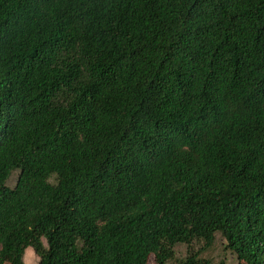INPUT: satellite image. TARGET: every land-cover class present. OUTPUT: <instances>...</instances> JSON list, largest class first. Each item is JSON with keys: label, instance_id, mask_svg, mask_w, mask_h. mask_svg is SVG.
I'll return each mask as SVG.
<instances>
[{"label": "trees", "instance_id": "trees-1", "mask_svg": "<svg viewBox=\"0 0 264 264\" xmlns=\"http://www.w3.org/2000/svg\"><path fill=\"white\" fill-rule=\"evenodd\" d=\"M180 243L264 264V0H0V264Z\"/></svg>", "mask_w": 264, "mask_h": 264}, {"label": "rangeland", "instance_id": "rangeland-1", "mask_svg": "<svg viewBox=\"0 0 264 264\" xmlns=\"http://www.w3.org/2000/svg\"><path fill=\"white\" fill-rule=\"evenodd\" d=\"M18 170L14 171L7 184L10 187H13L17 181ZM226 242L224 238L218 233L216 234V238L212 245L207 246L206 242L203 240H196L191 246L192 250H200L203 249L201 255L204 257H208L214 262H219L220 260H225L227 263H235L236 257L235 254L232 253L229 249L225 248ZM175 256L172 260L168 262V264H180L189 252V248L187 244L180 243L177 244L174 248ZM25 261L27 264H37L36 255L32 247H28L25 251ZM148 264H157L156 257L154 254H151L149 257Z\"/></svg>", "mask_w": 264, "mask_h": 264}]
</instances>
